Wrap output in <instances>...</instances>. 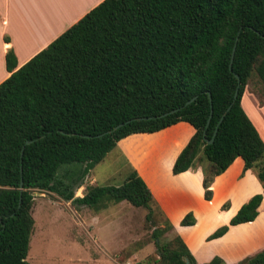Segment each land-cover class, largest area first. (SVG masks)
I'll use <instances>...</instances> for the list:
<instances>
[{
  "label": "trees",
  "instance_id": "obj_1",
  "mask_svg": "<svg viewBox=\"0 0 264 264\" xmlns=\"http://www.w3.org/2000/svg\"><path fill=\"white\" fill-rule=\"evenodd\" d=\"M3 62L0 264H29L31 189L92 208L125 201L150 216V193L133 170L119 185H87L76 197L55 177L64 164H80L83 177L130 134L186 122L193 133L175 156L172 174L198 165L208 200L213 177L239 157L264 193V144L239 105L251 71L264 87V0H101L16 69L11 50ZM260 199L261 193L251 195L206 239L251 221ZM193 222L188 211L178 223ZM151 237L157 264H194L177 235L159 243L153 229ZM203 264L224 263L213 256ZM237 264H264V247Z\"/></svg>",
  "mask_w": 264,
  "mask_h": 264
},
{
  "label": "crops",
  "instance_id": "obj_2",
  "mask_svg": "<svg viewBox=\"0 0 264 264\" xmlns=\"http://www.w3.org/2000/svg\"><path fill=\"white\" fill-rule=\"evenodd\" d=\"M100 1L0 0V81L8 75L3 62L6 50L12 51L16 69ZM252 125L261 135L256 124ZM192 133L189 124L179 121L155 132L130 134L116 141L114 147L129 171L133 170L141 178L150 193L151 208L156 206L166 218L173 235L179 237L194 264H203L213 256L224 264H237L244 255L249 252L252 255L264 247V194L251 221L228 225L222 235L206 239L216 227L227 224L241 203L260 192L261 187L249 169L242 170L241 159L235 157L213 177L210 199L204 200L198 165L176 174L170 171L175 156ZM261 137L264 139V134ZM86 178L89 185H96L89 171ZM218 195V202H214ZM233 198L238 201L230 206ZM224 199L230 203L220 211L218 207ZM188 211L194 222L179 225L180 218ZM210 213L216 219H204ZM221 214L223 217L218 219Z\"/></svg>",
  "mask_w": 264,
  "mask_h": 264
},
{
  "label": "rangeland",
  "instance_id": "obj_3",
  "mask_svg": "<svg viewBox=\"0 0 264 264\" xmlns=\"http://www.w3.org/2000/svg\"><path fill=\"white\" fill-rule=\"evenodd\" d=\"M240 106L261 135L264 134V87L253 71L246 79ZM262 141L264 144V139ZM80 168V164L60 165L55 175L67 184L74 197L81 196L90 182L86 178L88 172L79 178ZM89 172L96 185L115 186L123 182L129 169L118 149L113 147ZM30 194L32 226L25 255L29 264H157L152 230H158L159 243H172L174 237L156 206L146 217V209L133 207L125 201L119 204L106 202L103 207L92 208L62 200L48 191L31 189ZM219 196L214 202H218ZM237 201L233 198L230 206ZM223 203L226 206L220 209ZM229 203V199H224L218 208L223 211ZM222 217L221 214L218 219ZM204 219L216 218L210 213Z\"/></svg>",
  "mask_w": 264,
  "mask_h": 264
},
{
  "label": "water",
  "instance_id": "obj_4",
  "mask_svg": "<svg viewBox=\"0 0 264 264\" xmlns=\"http://www.w3.org/2000/svg\"><path fill=\"white\" fill-rule=\"evenodd\" d=\"M232 52H233V45H232V47H231V52H230L229 62H228V64H227L228 69H229V66H230V60H231V57H232ZM234 76L236 77V75H234ZM236 91H237V90H236V87H235L234 90H233L232 96H231V100H230L229 104L226 106V108H225L224 111H226V110L229 108V106L231 105V103L234 101V99H235V97H236ZM207 97H208V101H209L210 98H209L208 93H207ZM192 99H193V97L189 98L188 100H186V101L184 102V104H187V103L190 102ZM209 106H210V105H209ZM176 109H177V108L170 109V110H168V111H166V112H163V113L157 115V117H162V116H164V115H166V114L172 113V112L175 111ZM209 116H210V107H209V113H208V116H207V118H206V120H205V125H206L207 122H208ZM221 117H222V115L219 117L218 121L221 119ZM127 121H128V120H126L125 122H127ZM120 125H122V123H118V124L112 126L110 129L105 130L104 132H102V133H100V134H98V135L108 134V133H110L111 131L115 130V129H116L117 127H119ZM203 139H204V138H203ZM211 140H212V137H211L210 139L206 140L205 142H206V143H209V142H211ZM28 142H29V140L24 141V143H28ZM18 190H19V191L21 190V182H20V181H19V183H18Z\"/></svg>",
  "mask_w": 264,
  "mask_h": 264
}]
</instances>
